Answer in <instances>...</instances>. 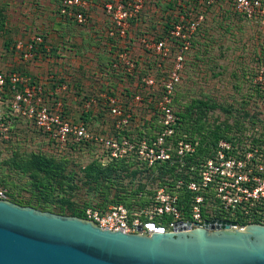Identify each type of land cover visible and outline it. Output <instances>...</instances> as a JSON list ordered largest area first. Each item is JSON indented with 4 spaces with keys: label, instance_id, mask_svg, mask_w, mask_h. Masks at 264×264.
I'll return each mask as SVG.
<instances>
[{
    "label": "built area",
    "instance_id": "built-area-1",
    "mask_svg": "<svg viewBox=\"0 0 264 264\" xmlns=\"http://www.w3.org/2000/svg\"><path fill=\"white\" fill-rule=\"evenodd\" d=\"M220 1L258 24L264 38V0H166V13L162 18L156 15L158 30L141 19L144 0H103L102 8L110 18L107 37L117 43L104 69L135 78L136 88L125 98L108 91L98 92L96 98L82 94L79 88L83 107L77 120L68 115L65 99L59 98L63 92L67 97V84L52 80L50 86L57 95L46 87L49 80L43 83L20 71L0 70V96H11L10 109L31 119L58 150L89 147L95 153L92 158L102 163L131 159L149 169L164 162L177 163L181 175L166 173L167 181L151 184L152 188L149 184L138 192L137 197H147L143 205L116 202L102 207L96 201L83 206L82 216L99 227L148 235L153 230L148 223L165 230L185 227V222L202 226L206 220L227 221L229 228L264 223V126L235 129L229 138H219L210 150L198 155V139L181 129V116L174 107L186 54L208 10ZM86 8V0H60L57 11L63 19L83 25L88 21ZM145 22L147 26L138 30L137 25ZM43 43V36L35 34L26 41H15L12 50L30 60L38 56ZM132 48L138 56L146 55L144 72L137 70ZM255 65L253 85L264 101V61ZM96 105L102 118L110 122L105 131L91 123L90 111ZM136 107L145 116L140 130L134 132L131 122L136 120ZM4 117L0 121L5 122ZM181 195L183 202L179 201ZM7 198L8 189L0 185V199Z\"/></svg>",
    "mask_w": 264,
    "mask_h": 264
},
{
    "label": "rangeland",
    "instance_id": "rangeland-1",
    "mask_svg": "<svg viewBox=\"0 0 264 264\" xmlns=\"http://www.w3.org/2000/svg\"><path fill=\"white\" fill-rule=\"evenodd\" d=\"M144 1L141 19L147 20L155 27L157 16L162 18L163 13H166L169 7L166 0ZM214 5L208 10L206 19L193 40L192 48L186 54L180 84L176 90L174 107L179 112H185L186 107L195 100H206L213 107L208 109L203 120H199L196 111H194L192 119L183 124L188 129L187 132L197 129L205 131L208 127L213 128L215 125L224 123L232 124L234 130L237 126L259 125L262 127L264 126V101L257 94L252 81L257 57L262 54L260 41L263 37L260 27L255 22L235 14L230 6L223 1ZM92 26L94 25L90 24L89 27L93 29ZM80 28H82L80 25L75 26L73 33ZM137 29L140 30V28ZM90 32V37L86 39L87 44H93L92 46L112 44L109 38L103 35L101 29ZM66 45L74 49L76 43ZM139 56L146 59V55L139 54ZM139 56L133 53L131 55L135 61H138ZM137 70L144 72L145 68L138 66ZM6 71L8 70H3V72ZM102 71L105 73V77L109 76V79L114 75L110 70ZM117 77H121V74ZM51 82L52 80H49L46 83L50 86ZM61 82L67 84L68 87L67 97L63 95L64 92L59 95V98L65 99L64 108L67 111H69L70 101L75 103L77 100L83 103L82 94L97 98L98 92L108 91L118 97L125 98L121 93L129 96L136 88V81L133 80ZM54 84L58 83L55 81ZM79 88L82 89L81 96L78 95L81 93ZM10 104L11 96H0V116H6L4 117L5 122L0 121V184L8 189L10 199L23 205H31L37 209L52 211L60 215H68L65 205L62 208L59 207L61 203L57 197L61 195L67 198L66 200L71 203V208L75 210H82L87 202L94 203L100 200L102 192L91 187V183L84 179L82 170L86 162L95 156L94 151L84 146L77 149L58 150L49 144L31 119L11 110ZM95 107L99 106H93L92 109ZM224 109L229 112L226 113ZM135 116L136 120L131 122L133 129L136 127L134 132L140 130L142 126L144 110L136 107ZM93 121L96 122L95 119ZM38 154L52 157L58 162L63 157L65 162L62 164L65 173H73L69 187L67 183H64L63 190H53V196L47 199L30 180L32 178L29 176L28 170L31 171L32 167L26 166L23 171L18 165L27 163L28 157ZM124 172L123 182L118 184L126 185L131 190L139 182L143 183L146 180L140 174L132 177L130 170ZM37 174L42 175L40 171ZM109 189L112 192L114 185Z\"/></svg>",
    "mask_w": 264,
    "mask_h": 264
},
{
    "label": "water",
    "instance_id": "water-1",
    "mask_svg": "<svg viewBox=\"0 0 264 264\" xmlns=\"http://www.w3.org/2000/svg\"><path fill=\"white\" fill-rule=\"evenodd\" d=\"M213 222L145 235L0 199V264H264V223Z\"/></svg>",
    "mask_w": 264,
    "mask_h": 264
},
{
    "label": "crops",
    "instance_id": "crops-1",
    "mask_svg": "<svg viewBox=\"0 0 264 264\" xmlns=\"http://www.w3.org/2000/svg\"><path fill=\"white\" fill-rule=\"evenodd\" d=\"M86 1L88 21L80 25L82 28L76 29L73 33L78 24L59 16L57 8L60 0H0V70L20 71L43 83L45 80L136 81L133 77H117L118 74H114L111 79L109 76L105 77L102 70L107 67L115 54L117 43L114 41V44L108 46L87 44L86 39L90 37L91 30L101 29L103 35L107 37L110 18L102 8L103 0ZM90 24L94 25L93 29L89 27ZM137 26L144 29L147 22ZM151 28L155 27L151 25ZM35 34H41L44 38L38 56L30 60L22 59L16 51L12 50L13 43L19 40L26 41ZM68 43H76L74 49L66 45ZM132 51L133 54H138L136 48H132ZM145 61V58L140 56L137 61L138 66H146L143 63ZM46 87L50 93L59 95L56 88L52 89L47 83ZM121 95L125 97L123 93ZM82 107V102L70 101L67 113L77 120L81 115ZM99 112L97 108L91 110L90 116L93 119L90 120L92 125L99 126L100 130L105 131L110 127V122L105 121ZM94 119L96 122L93 121Z\"/></svg>",
    "mask_w": 264,
    "mask_h": 264
},
{
    "label": "trees",
    "instance_id": "trees-1",
    "mask_svg": "<svg viewBox=\"0 0 264 264\" xmlns=\"http://www.w3.org/2000/svg\"><path fill=\"white\" fill-rule=\"evenodd\" d=\"M236 14V13H235ZM238 15V14H237ZM261 56L257 57L256 63L264 61V38H261ZM259 97H263L260 93L259 88H255ZM176 101V96H175ZM213 108L210 103L206 100H195L191 105L186 107L185 112H179L181 116V129L187 131L188 129L184 127V123L192 119V113L196 111V116L200 120H203L206 117L208 109ZM226 110V109H224ZM228 113L229 111H225ZM2 118V117H1ZM237 125V123L235 122ZM237 126L235 129H239ZM234 130L232 124H218L213 128H206L205 131L197 129L195 131L191 130L188 132V135L193 139H198V145L196 147L195 154L201 155L205 154L213 144L219 138H229L231 132ZM74 148V146H72ZM62 160L55 161L52 157H47L44 155H31L28 157L27 163H19V167L25 171L26 166L32 167V170H28L30 179L39 191H41L44 197L50 198L53 196V190H63L64 183H67V186L71 184L73 179V173H65L64 158ZM84 179L91 183V187L98 189L102 192L101 199L96 203L102 207H106L110 203L122 202L127 206L133 205H143L147 201V197H137L139 191H143L147 185L154 184L156 182L163 183L167 181L164 178V175L168 173L171 177L181 175L177 170V163L164 162L162 164H156L152 168H144L132 161L131 159H114L110 160L107 163H102L99 160L92 158L82 167ZM130 170L132 177L140 174L142 178L146 180L142 183L139 182L138 185L131 190L126 185L118 184L123 182V177L125 175L124 171ZM38 171L41 172V176L38 175ZM3 185V184H0ZM114 185V190L111 192L109 187ZM151 191H148L149 194ZM112 193V194H110ZM187 197V194L184 195ZM183 195L180 196V202H183ZM10 198V197H9ZM67 198L63 195L57 197V200L61 203L60 208L64 205L68 210V215L71 216H82V210H75L71 208V203H69ZM87 202L85 204H89ZM85 206V205H84Z\"/></svg>",
    "mask_w": 264,
    "mask_h": 264
}]
</instances>
